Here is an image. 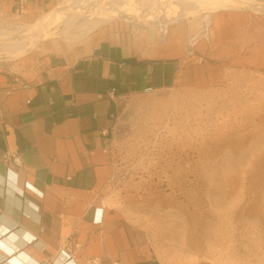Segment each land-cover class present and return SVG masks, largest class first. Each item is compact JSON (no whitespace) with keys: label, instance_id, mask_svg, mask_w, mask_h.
<instances>
[{"label":"crops","instance_id":"obj_1","mask_svg":"<svg viewBox=\"0 0 264 264\" xmlns=\"http://www.w3.org/2000/svg\"><path fill=\"white\" fill-rule=\"evenodd\" d=\"M57 2L0 0V23L30 22ZM219 23L212 52L264 69V39L240 46L236 36L241 24L256 19L223 13ZM83 46L78 55L0 56V264H33L21 254L34 264H59L70 236L81 245L79 262L224 264L219 242L203 239L204 227H184L182 240L170 233L166 240L150 238L149 228L131 225L106 194L115 173L110 143L120 100L176 88L191 80L193 65L171 42L139 52L114 27L95 31Z\"/></svg>","mask_w":264,"mask_h":264},{"label":"rangeland","instance_id":"obj_2","mask_svg":"<svg viewBox=\"0 0 264 264\" xmlns=\"http://www.w3.org/2000/svg\"><path fill=\"white\" fill-rule=\"evenodd\" d=\"M252 1L199 0L198 9L179 23L184 28L174 29L170 41L162 40L157 28L144 30L117 17L95 26L86 36H80L82 25H73L68 39L47 37L67 19L60 6L74 0H58L30 22L18 18L0 23V37L25 28L34 33L40 26L45 34L32 36V43L39 39L37 44L16 57L0 48L1 58L8 60L38 50L81 54L90 36L106 27L126 34L139 52L152 51L154 42H171L182 51L193 65L190 81L120 100L110 143L115 173L106 194L108 204L128 216L131 225L148 227L145 234L150 238L166 240L170 233L182 240L184 227H204L203 239L219 242L224 264H264V69L218 58L212 52L214 25L212 37H203L194 53L188 52L187 39L201 28L207 12L218 25L223 13L256 19V24H241L236 34L240 46L264 39V9L256 10ZM117 5L151 19H155L148 13L151 5L157 14L173 15L180 8L166 0H124ZM108 7L116 6L100 0L90 17L106 15ZM193 239H200L196 231Z\"/></svg>","mask_w":264,"mask_h":264},{"label":"bare ground","instance_id":"obj_3","mask_svg":"<svg viewBox=\"0 0 264 264\" xmlns=\"http://www.w3.org/2000/svg\"><path fill=\"white\" fill-rule=\"evenodd\" d=\"M80 1L81 0H74L73 3L64 2L60 6L59 11L65 12L67 14V19L61 22L63 26L57 31H53L51 33V30L48 31V34L46 35L47 37L48 35H61L63 38L68 39L66 36L71 33V28L73 25H78V27L83 26L84 31L80 34V36H86L95 26L106 22L111 17H117L120 19H127L144 30L157 28L160 31L161 39L166 40L171 30L174 31V29L182 28V25L184 24L179 23H182L186 19L188 20L189 17L192 16L191 11L198 9L199 0H166L169 3L172 2L174 5L180 6L179 12L173 15H170V13L157 14L156 6L151 5L148 7V13L153 14L155 19H151L150 16L147 17L146 15L148 14H135L117 5L118 3H123L124 0H108L109 3H111L113 6H116L115 9L108 7L106 9L109 11L106 12V15H103V12L102 15L92 18L90 17L91 12L94 13L96 7L99 5L100 0H90L86 3H80ZM252 5L256 10L264 9V0H254L252 1ZM170 24H174L176 28L170 26ZM211 25H214V34L216 35L217 28L219 26L218 22H213L208 12L204 13L201 28L195 30L188 36L187 42L189 53H194L196 45L200 43V40L203 37H206V39H210L212 37L210 34ZM29 29L30 28H25L24 30L14 34L2 35V37H0V48L14 53L12 57H16L30 51V49L39 41V39H36L32 43V36L39 35L44 37L45 34L42 32V26L37 28L36 32L34 33H30ZM99 215L100 209L97 211V219H99ZM20 257L22 260H26L34 264V261L25 254H21ZM60 257H62L60 259L61 262L64 261L65 258L67 259V257H65L63 254L60 255ZM61 262L59 264H61ZM69 264H76V262L72 261Z\"/></svg>","mask_w":264,"mask_h":264},{"label":"built area","instance_id":"obj_4","mask_svg":"<svg viewBox=\"0 0 264 264\" xmlns=\"http://www.w3.org/2000/svg\"><path fill=\"white\" fill-rule=\"evenodd\" d=\"M15 162L17 163V164H20V162H21V160H20V157H16L15 158ZM71 244H73L72 246H71V248H69V246L71 245ZM81 247V245L79 244V242H77V241H74V238L73 237H68L65 241H64V247H63V249L60 251V253H59V256L58 257H60V255H64L65 257H67V259L65 258V260L64 261H62L61 262V264H69L70 262H72V261H75L76 262V264H105L104 263V261H103V259L102 258H100V257H90V258H88L87 260H85V261H81V262H79L78 260H77V254H76V249H78V248H80ZM53 264H56V261L55 262H53ZM113 264H120L118 261H116V262H114Z\"/></svg>","mask_w":264,"mask_h":264}]
</instances>
